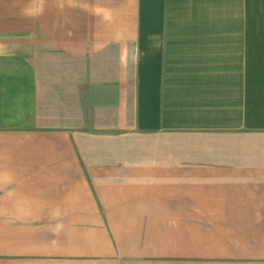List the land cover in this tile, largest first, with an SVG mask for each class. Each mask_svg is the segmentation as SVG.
<instances>
[{
    "label": "crops",
    "instance_id": "crops-1",
    "mask_svg": "<svg viewBox=\"0 0 264 264\" xmlns=\"http://www.w3.org/2000/svg\"><path fill=\"white\" fill-rule=\"evenodd\" d=\"M0 264H264V0H0Z\"/></svg>",
    "mask_w": 264,
    "mask_h": 264
}]
</instances>
